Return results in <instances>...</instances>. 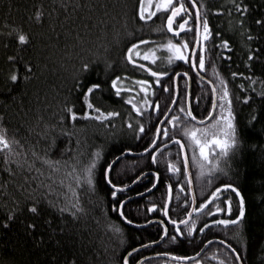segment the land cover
Segmentation results:
<instances>
[{
	"label": "trees",
	"instance_id": "1",
	"mask_svg": "<svg viewBox=\"0 0 264 264\" xmlns=\"http://www.w3.org/2000/svg\"><path fill=\"white\" fill-rule=\"evenodd\" d=\"M176 2L173 0L174 4ZM184 2L193 9L187 0ZM62 3L69 7L62 9ZM152 3L155 4V0ZM239 3L248 5L243 15L235 8ZM197 6L202 15L208 16L213 36L219 33L209 46L211 50L205 52V68L196 69L205 78L203 82L189 62L174 58L170 64L167 57L172 53L167 48L156 47L170 39L176 44L194 42V15L189 20L193 27H186L181 35L174 37L168 34L165 26L169 11L156 10L155 16L143 20L139 16L140 0H0V134L9 141L14 152L27 153L29 158L33 151L40 155L46 153L51 160L60 162L54 168L40 161L35 165L43 170L44 174L38 180L44 183V190L49 184L54 188L44 200L41 227L32 234L36 239L43 236L42 244L33 245L32 237L25 236L23 223L26 219L31 220L26 212H17L15 221L4 227L15 200H20L19 207L23 208L25 196L11 185L7 191L0 189V264H123L132 248L161 238L163 226L156 221L138 228L125 224L118 215L119 200L150 188L154 181L152 173L157 171L161 175L156 187L146 195L125 202V215L138 225L150 220H164L159 209L166 203L167 185L172 184L169 216L176 220L186 217L191 199L177 144L157 153L156 162L151 160V151L141 156L120 157L109 172L113 183L131 185L141 172H148V175L118 193L117 197L111 196L112 188L103 178L108 163L124 148H131L132 152L142 151L150 142L149 138L155 137L156 127L175 94L174 74L185 71L189 73L191 83L190 108L197 119L206 118L211 111L212 90L207 81L212 80L216 85L217 98L223 90L220 79L227 83L235 135L224 136L217 131L216 139L234 138L238 144L222 155L218 144L207 143V159L200 155L199 146L190 132L195 129L198 139L212 140L211 126L221 113L217 105L212 118L202 125L184 116L179 109L183 106L187 111L188 80L180 76L177 103L162 125L168 127L170 136L164 137L161 133L158 145L161 141L164 144L169 142L171 136L183 142L192 174L196 208L216 188L234 184L233 189L227 193L222 189L219 198L209 201L213 206L226 207L225 202L231 196L233 212L224 211L211 218L203 211L193 212L190 220H196L197 226L192 237H178L171 243L165 237L157 245L131 253L128 262L135 264L143 259L142 264H163L164 258L147 256L157 253L192 256L208 240L220 239L236 249L242 264H264V24L256 23L257 20L264 21V0H198ZM41 9L46 18L37 20L35 12ZM19 34L28 35L29 40L20 42ZM250 36L255 39L249 40ZM221 39H227L230 48L221 50ZM138 40L147 43L137 45L140 57H135L137 50H134L133 58L154 71L169 73L168 77H161L162 84L169 85V92L155 84L151 73L127 59V49ZM192 47L193 43H189L185 51L191 52ZM149 49L154 50L155 61L144 59ZM249 52H252L251 59ZM9 57L16 59L10 61ZM29 62L35 65L32 74L24 69ZM109 63L111 67H108ZM84 64L88 65L87 69L83 68ZM14 71L18 74V81L10 80ZM30 75L32 78L25 79ZM116 76L121 77L117 83L121 90L119 96L111 84ZM145 79L150 81L153 89L147 94L153 102L147 108L140 104L145 93L137 83ZM92 84H100L101 89L93 90L88 99L96 107L116 111L119 116L109 117L107 122L83 118V111H92L87 109L83 96ZM129 98L142 108V113H137L128 103ZM182 99L183 105L180 103ZM157 102L161 105L159 109L156 108ZM65 106L79 113L75 121ZM224 115H228L227 110ZM172 116L179 119L166 124ZM129 120L136 130L139 123L145 124L141 139H136L132 129L128 128ZM204 128L210 129L207 135L200 131ZM97 149L101 156L94 170V184L89 186L86 179L78 180V177H86V167ZM7 154L6 149L0 148V168L4 167ZM169 161L178 167V173L166 171ZM49 172L52 173L50 176ZM7 180L9 174L0 171V181ZM31 186L36 187L35 184ZM236 188L245 199V216L235 225H210L200 233L199 228L208 219H235L239 201ZM49 199L55 204L49 205ZM76 200L80 201L76 217L71 212L57 211L60 205L73 207ZM151 203L157 204V209L147 212ZM114 204L117 207H113ZM48 219L52 220L51 225L44 222ZM164 223L171 235L174 226L165 220ZM184 227L181 226L182 231ZM61 228H64L63 232ZM197 259L200 264H233L235 257L222 244L212 242ZM172 264L176 262L172 261Z\"/></svg>",
	"mask_w": 264,
	"mask_h": 264
},
{
	"label": "snow or ice",
	"instance_id": "2",
	"mask_svg": "<svg viewBox=\"0 0 264 264\" xmlns=\"http://www.w3.org/2000/svg\"><path fill=\"white\" fill-rule=\"evenodd\" d=\"M153 0H148V4L151 5ZM191 5L195 9L194 13L192 12V9H190L187 4L184 2V0H177V2L174 4L173 0H155V9L156 10H161V9H166L168 10L171 14L167 15V28L173 32H176L179 34V29H185L186 27H193V25L190 23L189 19L187 17H191L194 15V19L196 21L195 23V32H196V37L194 42L193 41H184L183 44H176L173 43V41L170 39L166 44H159L156 47L158 48H167L172 55H169L167 57L168 62L171 64L174 58H178L181 61H187L190 63V66L193 69H204L205 68V52L206 50L210 51L211 48L209 47L212 44V40L216 39L219 37V33L215 34V37L213 36V31L210 28L209 24V19L208 16L202 15L200 7H198V0H190ZM62 9H66L69 7L67 3H62L61 5ZM79 7V5H77ZM235 8L238 12L243 15V13L248 9V5L244 3H239L235 4ZM148 9L145 6V0H140V7H139V16L143 20H149L152 16L156 15V11H151L148 12ZM181 13H184V16H180ZM51 15V13H49ZM179 17L181 21L179 24V29L173 27V21L174 18ZM35 18L37 20H44L45 14L43 10H37L35 12ZM67 19V18H66ZM256 23L259 24H264V21L257 20ZM201 28H202V33H201ZM187 35V33H185ZM18 39L20 42H26L29 40V36L26 34H19ZM255 39V37H249V40ZM147 41H142L138 40L137 43L131 44V46L127 49V59L131 61L132 64H137V60L133 58V52L134 50H137V45L138 44H146ZM189 43H193V47L191 49V52L185 51L186 49L189 48ZM219 48L221 50L223 49H228L230 48V43L227 39H221L219 40ZM135 55L139 56L140 52L137 50L135 51ZM191 58V59H190ZM252 58V52H249V59ZM10 61H15V57H9L8 58ZM145 60H151L155 61L156 56L155 52L152 49H149L148 53L144 55ZM108 67H111V64L109 63ZM141 68H145L147 72L151 73L153 77H155V84L156 85H161L163 88V91L169 92V85L167 84H162L161 77H168V73L165 71H153V68L148 67L146 64L140 65ZM83 68L87 69L88 65L84 64ZM24 69L26 72L29 74L34 73L35 65H33L31 62L26 63L24 65ZM177 77L183 76L185 78L189 77V73L187 71L180 73L176 72L175 74ZM197 75H199L197 73ZM218 75V74H217ZM236 73H233V76H235ZM240 75H243L242 73ZM32 78L30 76H26L25 79ZM10 80L11 81H18V74L17 72H13L10 75ZM201 82H203L204 77H200ZM121 81L120 76H116L115 79L111 81L112 87L116 88V95L119 96L121 94V90L117 88V83ZM137 83L140 85L143 93H145L144 99L140 101V104L143 105L145 108L149 107L152 105V101L148 99L147 94L149 92H152L153 89L151 87L150 81L145 79V80H139ZM187 84V80L185 81ZM208 84H212V93H213V100H212V106L213 108H216L217 105L219 106V110L221 115L213 121V125L211 126V133H212V140L207 141V140H202L197 138V130L193 129L190 132L191 138L195 141V144L199 146V151L200 155L207 159V152H206V144L207 143H216L219 145V147L222 150V155L225 154V150L229 149L232 145H237L238 142L236 139L231 138L228 140H217L216 139V132L219 131L221 134L224 136H229V137H234V127L231 119L232 115V100L229 99V90L227 87V83L223 80L220 79V85L222 87V93L216 97V85L213 84L212 80L207 81ZM79 87V85H77ZM101 85L100 84H92L90 87L87 88V90L83 93L84 96V103L87 105V109L92 110L88 111L85 110L82 113L83 118L85 119H95L97 121L101 122H107L109 117H117L120 115V113L116 111H104L99 107H96V105L93 103L91 99H88V96L90 93H93V90H100ZM134 91V89H133ZM155 94V93H153ZM186 98V97H185ZM172 102L177 103V97L176 96H171ZM247 99V97H245ZM183 99L180 101L181 105H183ZM128 103L132 105L133 108H135L137 113H142V108L138 106L136 103L133 102V99L129 98ZM161 107L160 103H156V108L159 109ZM66 112L71 114V118L73 121H75L79 115V113L75 110H73L72 107L65 106ZM227 110L228 115L225 116L224 112ZM179 111L184 114L186 117H192L195 119L193 116L191 108H189L187 111L183 106L180 107ZM131 115V114H130ZM164 115H169L168 112H165ZM213 115L212 112L208 113V116L211 117ZM179 119L178 116H172L170 121L165 122L166 124H171ZM60 120L63 121L64 117L61 116ZM51 127H55V125H52ZM128 128L132 129L135 138L136 139H141L140 133L145 132V124L144 123H139L138 130L133 128L131 120L128 122ZM186 132H188L187 129H185ZM200 131L204 132L205 135L208 134L210 131L209 128H204L201 129ZM163 134L164 137H169V129L167 126L161 128L159 125L156 127V134L159 136L160 134ZM43 135V133H41ZM69 135H72L70 133ZM150 142L148 143L147 147L143 148L144 153H149L150 149L153 148V146L157 145L158 140L156 137H150ZM175 136H171L169 143H171L172 140H175ZM12 143H18L16 141H13ZM54 143V139H53ZM77 144L80 143L79 140L76 141ZM183 145L181 144V148ZM0 148H4L7 150V155L4 157V167L0 168V171L7 172L9 174V180L7 181H0V189H3L4 191L8 190V186L11 185L13 188L19 189V191L24 194L25 200H24V207L21 208L19 207L21 205L20 200H15V204L12 208L11 211L8 212L7 214V219L4 221V227H8L11 222H14L16 219V213L20 212H26L28 216L31 217V220H25L23 223V230L24 234L26 237H32V243L33 245L37 244H42L44 242V237L40 236L39 239H36L35 237L32 236L33 233L37 232L40 229V221L43 218V213L45 212V207H44V200L49 196L54 191V188L52 187L51 184L47 186V190L45 191V185L42 181L38 180V177L43 175V170L42 168H37L36 162L40 161L42 164L47 165L49 168H54L56 167L60 162L59 161H53L50 158H48L47 154L45 153L44 155H40L37 152L33 151L32 156L29 158L27 153H24L21 155L18 152H14L10 147H9V141L5 139V137L0 134ZM165 148V144L163 141L159 143V146L155 148L154 151H151L150 156L151 160L153 162H156L158 160L157 153L161 152V149ZM49 151H50V146H49ZM131 148H124V151L121 153V157L128 152H131ZM101 152L99 149L93 154V157L90 161V163L86 167V177H78L79 179H86L87 184L89 186H93L94 180H93V175H94V170L97 165L98 160L100 159ZM119 159V158H117ZM14 161V162H13ZM187 157H185V170L187 169ZM113 168V163H108L107 167L104 169L103 172V178L106 180L107 184L111 186L112 191H111V196L112 197H117L118 193L122 192L124 189H128L129 185L128 184H116L113 183V179L109 176V172ZM167 172L171 173H178L180 170L178 167L173 164L171 161H169L167 168ZM221 171H224L221 169ZM52 173L49 172L48 175L50 176ZM154 177V181L151 184L150 188H146L144 192H150L152 189L156 187V185L159 182V178L161 173L159 171L152 173ZM146 173L141 172L139 175L135 177V180L132 181L133 184L141 181L143 178H145ZM35 184L36 187H32L31 185ZM168 188V196L171 198L172 195V184L167 185ZM234 188V184H223L221 187L216 188L214 192H212L211 196L208 197V199L204 200L203 203H200L197 208H194L193 211L196 213H200L203 211L206 214V217H213L214 214H219L224 211L228 213L233 212V207H232V197L228 196L226 203V207H221L219 204H216L215 206L209 204V201H212L213 198H219V194L221 193V190L225 193H227L229 190ZM144 192H138L136 195L142 196L144 195ZM235 194L239 196V201H238V215H235L234 220H216V219H208L207 223L203 224V227L199 228L200 233H204L206 229H209V226H216L219 224L223 225H235L237 222H240L242 217L245 216V199L243 196L240 195L239 189H235ZM193 200H195V197H193ZM129 201V198L125 196V199L119 200V215L123 217L125 221H127L129 224H132L134 221L129 220L128 217L125 215L124 212V205L125 202ZM130 202V201H129ZM49 205H54L55 201L49 199L47 201ZM187 203V201H185ZM80 205V201L76 200L75 205L73 207H67V206H57V211L61 213L65 212H71V215L73 217H76L78 215V212L76 211V208H78ZM208 205V207H206ZM113 207H117L115 204ZM154 209H157V204L151 203L148 208L147 212H153ZM211 209V210H209ZM160 212L163 213L165 217H168L171 221V225L174 226V232L170 235L169 234V227L164 223L163 219H159L157 221L158 224L163 225V231L161 232V242L165 237L169 238V243L176 241L178 237H185V238H190L192 237L193 231L196 229L197 222L196 220H176V219H171L169 216V208L168 205L165 204L163 207L159 209ZM189 215H191L189 213ZM46 224L51 225L52 220L48 219L44 221ZM146 223H150V221H145ZM181 225H184V230L182 231ZM67 227V225H65ZM61 232L64 231V228L60 229ZM119 232L120 229H117ZM156 240H151L148 242L147 245H141L140 247H149L153 244H156ZM226 245V249L230 251L231 253L235 254L236 249L231 245L228 244L227 241L224 242ZM131 251L133 253L137 252V248H132ZM157 256H163V264H172V261H175L176 264H192L193 258L189 256H182V255H176L174 253H157ZM240 257L239 254L235 255V260L233 261V264H236V261H239ZM123 264H128V257L125 256L123 259ZM137 264H142V261H138ZM195 264H200L199 260H195Z\"/></svg>",
	"mask_w": 264,
	"mask_h": 264
},
{
	"label": "water",
	"instance_id": "3",
	"mask_svg": "<svg viewBox=\"0 0 264 264\" xmlns=\"http://www.w3.org/2000/svg\"><path fill=\"white\" fill-rule=\"evenodd\" d=\"M189 2H190V0H189ZM193 7V6H192ZM194 9V8H193ZM194 11H195V9H194ZM171 14V13H170ZM175 20H176V18H174V21H173V27H174V22H175ZM165 26H166V30H167V32H168V34L170 35V36H174V37H178L179 35H181L182 34V32H183V30L184 29H179V27H177V29H179V34L178 33H176V32H173V31H171V30H169L168 28H167V19H166V22H165ZM191 59V58H190ZM142 64H145V63H143V62H140V61H138L137 60V64H135L136 66H138V67H140V65H142ZM147 65V64H146ZM148 66V65H147ZM149 67V66H148ZM141 68V67H140ZM192 68V67H191ZM143 70H145V71H147L145 68H142ZM192 70L194 71V73H196L197 74V70L196 69H193L192 68ZM154 71V70H153ZM180 73H183V72H180ZM176 74V73H175ZM174 74V84H175V94H174V96H176L177 97V99H178V87H177V82H178V79H179V77H177L176 75ZM199 74V73H198ZM168 76H169V73H168ZM182 76V75H181ZM198 77H202L201 75H198ZM187 80H188V91H187V110L190 108V104H189V99H190V90H191V84H190V81H189V77L187 78ZM204 80H205V78H204ZM210 85V87H211V90H212V84H209ZM213 93H212V100H213ZM175 104L176 103H171V105H170V107L168 108V110H167V112L169 113V115H170V113L172 112V110H173V108H174V106H175ZM214 111H215V108H213V106H211V111L210 112H212L213 114H214ZM169 115H164L161 119H160V121H159V123H158V125L162 128V125H163V123H164V121L168 118V116ZM213 116V115H212ZM212 116L211 117H209V116H207L206 118H204V119H197V118H195V119H193L192 117H190V119L193 121V122H195L196 124H198V125H202V124H205L206 122H208L211 118H212ZM157 125V126H158ZM156 138H157V140H158V138H159V136H157V134H156V136H155ZM174 144H177L178 146H179V149H180V153H181V160H182V163H183V168H184V172H185V176H186V180H187V184H188V189H189V194H190V199H191V206H190V208H189V210H188V212H187V214H186V217L183 219V220H190L191 219V217H192V214H193V209L194 208H196V201L195 200H193V197H195V195H194V189H193V181H192V174H191V170H190V165H189V161H188V163H187V169L185 170V164H184V161H185V157H187V160H188V155H187V151H186V148H185V146H184V144H183V142L180 140V139H175V140H172L171 141V143H169V142H167V143H165V148H162L161 149V151L162 150H164V149H166V148H168V147H170V146H172V145H174ZM181 144L183 145V147L181 148ZM156 147V145L155 146H153V148L152 149H150V151H152L154 148ZM149 151V152H150ZM144 154H147V153H144L143 152V150L142 151H139V152H128V153H125L123 156H126V155H132V156H141V155H144ZM121 157V154L118 156V157H116L114 160H112V162L111 163H113V165H114V163L115 162H117L118 161V159L117 158H120ZM146 175H148V172L146 173ZM134 184L132 183L131 185H129V188L131 187V186H133ZM128 188V189H129ZM125 190V189H124ZM153 190V189H152ZM151 190V191H152ZM149 192H144V195H146V194H148ZM135 197H138V195H135V196H131V197H128L129 198V200L130 199H132V198H135ZM170 201H171V198H169V196H168V194H167V199H166V203L165 204H167L168 205V208H169V206H170ZM127 202V201H126ZM189 213L191 214V215H189ZM118 215H119V212H118ZM164 216V215H163ZM119 217L122 219V221L125 223V224H127V225H129V226H133V227H138V228H140V227H145V226H147V225H149L151 222H153V221H158L159 219H157V220H150V223H144V224H140V225H138V224H129L127 221H125L124 219H123V217H121L120 215H119ZM164 220H165V222L166 223H168L169 225H171V221H170V219L168 218V217H165L164 216ZM163 226V225H162ZM171 226H173V225H171ZM181 226H183V225H181ZM161 242V238L157 241V243L156 244H153V245H157V244H159ZM212 242H218V243H220V244H222L223 246H225L226 247V245H225V241H223V240H220V239H210V240H208L203 246H202V248L198 251V253H196L195 255H192V256H189V257H192L193 258V260H196L197 258H199L201 255H202V253L204 252V250L207 248V246L210 244V243H212ZM148 244V243H147ZM147 244H144V245H147ZM153 245H151V246H153ZM137 248V250H139V249H143V248H145V247H136ZM131 253H133L131 250L126 254V256L128 257V259H129V256L131 255ZM233 254V253H232ZM237 253H235V254H233V256L235 257V255H236ZM154 256H157V255H151V256H147V257H154ZM157 257H162L163 258V256H157ZM143 259H141V260H139V261H142ZM138 262V261H137ZM137 262L135 263V264H137ZM237 263L238 264H242V262H241V260L239 259V261H237ZM128 264H130L129 262H128Z\"/></svg>",
	"mask_w": 264,
	"mask_h": 264
},
{
	"label": "flooded vegetation",
	"instance_id": "4",
	"mask_svg": "<svg viewBox=\"0 0 264 264\" xmlns=\"http://www.w3.org/2000/svg\"><path fill=\"white\" fill-rule=\"evenodd\" d=\"M188 2H189V0H187ZM190 3V2H189ZM191 4V3H190ZM192 12L194 13V9H192ZM169 14H170V12H169ZM180 16H184V13H181L180 14ZM191 18H192V16L191 17H187V19H189V20H191ZM181 22H183V21H181L180 20V18L179 17H177L176 18V20H175V22H174V28H177V27H179V24L181 23ZM184 31V30H183ZM190 81V80H189ZM191 84V83H190ZM187 91H188V89H187ZM190 95H191V90H190ZM186 104H187V100H186ZM189 104H190V99H189ZM189 119H190V117H189ZM191 120V119H190ZM192 121V120H191ZM193 122V121H192ZM195 123V122H194ZM196 124V123H195ZM198 125V124H197ZM163 128V127H162ZM155 136H156V134H155ZM159 139V138H158ZM167 143V142H166ZM159 145H158V143H157V145H156V147H158ZM155 147V148H156ZM155 148L153 149V151L155 150ZM187 151V150H186ZM180 155H181V153H180ZM182 161V160H181ZM189 161V160H188ZM183 164V163H182ZM185 173V172H184Z\"/></svg>",
	"mask_w": 264,
	"mask_h": 264
},
{
	"label": "rangeland",
	"instance_id": "5",
	"mask_svg": "<svg viewBox=\"0 0 264 264\" xmlns=\"http://www.w3.org/2000/svg\"><path fill=\"white\" fill-rule=\"evenodd\" d=\"M154 5H155L154 3H152L151 5H149V4H148V0H145V6H146V8L148 9V12L156 11ZM148 12H146V14H148ZM180 44H182V43H180ZM186 50H187V49H186ZM135 57H140V55H139V56H136V55H135Z\"/></svg>",
	"mask_w": 264,
	"mask_h": 264
}]
</instances>
